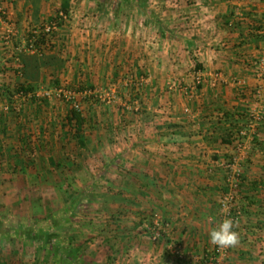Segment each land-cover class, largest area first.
Returning <instances> with one entry per match:
<instances>
[{
	"label": "crops",
	"instance_id": "0c3cea01",
	"mask_svg": "<svg viewBox=\"0 0 264 264\" xmlns=\"http://www.w3.org/2000/svg\"><path fill=\"white\" fill-rule=\"evenodd\" d=\"M64 11L52 45L27 68L38 76V94L51 95L12 118L5 135L12 130L38 147L29 159L19 157L22 142L10 153L25 165L13 177L19 198L26 188L30 198H44V188L50 198H98L107 245L126 264H213L222 248L208 232L226 218L220 201L230 190L231 137L260 115L237 154L242 183L228 218L239 242L224 264H264V96L255 94L264 0H0V69L14 71L19 55L32 58L19 54L29 31ZM9 76L7 85L15 81ZM198 76L202 84L193 89ZM67 89L85 119L79 132L58 94ZM155 214L169 225L157 239ZM40 228V239L55 236L44 250L67 241L71 255L60 259L79 253L74 226ZM16 229L0 228V237L13 236L12 247L32 240L30 227ZM6 251L0 264H10Z\"/></svg>",
	"mask_w": 264,
	"mask_h": 264
},
{
	"label": "rangeland",
	"instance_id": "374dc122",
	"mask_svg": "<svg viewBox=\"0 0 264 264\" xmlns=\"http://www.w3.org/2000/svg\"><path fill=\"white\" fill-rule=\"evenodd\" d=\"M8 77L10 76L0 74V87L4 83L7 84ZM13 83L15 82L10 84L12 85ZM44 92L39 95H44ZM49 97L44 98L49 99ZM13 100L14 103L11 106L8 103L6 104V101L0 96V108L7 111V113H10L7 108H13L10 114L12 118H14L15 114L18 115L19 105L24 99L16 96ZM21 107L26 108L24 103H22ZM20 146L21 141L13 134L12 130L8 132V136H3L0 132V228L18 231L19 228L16 229V227H30V234L32 233L33 237L30 242L23 244L25 247H12V243L15 244L16 242L15 238L13 239V236H11L12 240L9 241L6 231L3 233V236L0 237V249H5L7 250L6 252H9L10 264H126L128 257L125 258L121 254L122 252L120 253L118 250L112 252L109 249L108 239L112 240V238L110 237V230L102 227L104 226L103 221H105L104 210L94 203V200H99L98 198H79L77 201V198H56V196L55 198H50L47 197L50 191L47 192L46 188H44V198H30L28 194L31 193V188H26L24 192L22 191L24 195L19 198V188L14 187L13 177L20 176L23 172L20 166L25 167V165L19 162V164L16 163L10 153L15 149L18 152L21 149ZM23 149L22 145V151L20 150L22 154H19L21 159L25 157ZM76 211L77 214H75ZM47 225L67 228L74 226L80 231L81 235H73L74 237H81L79 242H75V245H80V251L77 255L75 253V257L70 259L69 262H63L60 259L61 255L64 257V254H67L68 257L71 255L68 252H72V246H69L67 241L61 244L58 243L59 248L56 245L57 249L53 247V252L47 248L43 249L41 240L44 242L45 237L38 239L34 233V228L46 227ZM11 226H15V228L13 229ZM149 229L152 230L151 227ZM16 248H19L17 256L14 253ZM54 254L58 255V257L54 256ZM1 256L2 254H0Z\"/></svg>",
	"mask_w": 264,
	"mask_h": 264
},
{
	"label": "trees",
	"instance_id": "16d2710c",
	"mask_svg": "<svg viewBox=\"0 0 264 264\" xmlns=\"http://www.w3.org/2000/svg\"><path fill=\"white\" fill-rule=\"evenodd\" d=\"M67 11H64L63 13L66 14ZM56 22L58 21V26L61 27L64 24V20H62L59 16V14L57 15V17L53 18L51 21L49 22ZM34 29H31L29 31V33L27 34V38H26V43H25V47H28L30 44V40L33 37H36V40L34 41V46L36 48V52L34 54L28 53L27 51H21L19 54H29V55H33L31 56L32 58H23V56L21 57L20 55L18 56V58L16 57V61L15 59H13V63H17L19 66L18 68H16L14 71L9 69V68H1L0 69V74L1 75H8L14 73L15 77L12 79H15V83L11 84H6L4 83L3 85H1L0 87V96H2V98L6 101V104L8 103V105H11L14 103L13 98H15L16 96L24 99L21 101L20 103V108H19V112L18 115L15 114L14 119L15 120H20L26 113L27 110L29 108H31V106L36 105L37 107H40L46 100V98H44L43 96H39L38 93L41 92V87L40 85H38L35 81H37L38 76H35V74H28L27 68H29L30 66L35 67L38 63V58L40 59L43 55L44 52L48 49V47H50L52 44L51 42L53 41V38L55 36V33L52 35H46L45 33L41 32L40 35L38 36H34L32 31ZM24 47V48H25ZM27 59H32L29 64L26 61ZM11 63V62H10ZM31 79L34 81H31ZM56 84L58 85V82H56ZM56 89H61L56 88ZM68 91H70L69 89H67ZM60 91V90H59ZM60 97L63 98V101H65V103L67 102V104H71L72 108L70 109L69 115L67 116V120L69 122V124H71L73 121H75V124L77 125V132L81 131L82 127L85 124V119L81 114V110L77 108V104H75L74 102V98H66L65 96H63L62 94L60 95ZM22 103H24V106L26 108L21 107ZM10 113H7V111L3 110L2 108H0V132L3 136L6 135L7 129H8V123L9 121L12 119V117L10 116L12 109L7 108ZM245 129V128H243ZM241 131V130H240ZM239 131V132H240ZM235 135H233L231 138V143H233V138ZM38 145H43V146H52V142H41V140H38ZM80 143L84 146V139H80L79 140ZM21 142L22 145L24 147V149L26 151H28V155H25V157L27 159H29L30 157L34 156L35 152L38 151V147L36 144L33 145L32 139L30 137H25L22 135L21 137ZM23 149V150H24ZM21 154V153H20ZM32 154V155H31ZM36 156V155H35ZM155 215H151V220L152 218H154ZM149 221H151L150 219H148ZM150 223V222H149ZM53 226V225H52ZM42 231L41 228L36 229V227L34 228V233L36 232V236L37 238H39V236L41 235L40 232ZM32 234V233H31ZM44 242H43V246L44 247H48V246H54V239L55 236L51 233L48 234H44ZM40 239V238H39ZM42 241V240H41ZM60 255V253H59Z\"/></svg>",
	"mask_w": 264,
	"mask_h": 264
},
{
	"label": "built area",
	"instance_id": "2783aa9c",
	"mask_svg": "<svg viewBox=\"0 0 264 264\" xmlns=\"http://www.w3.org/2000/svg\"><path fill=\"white\" fill-rule=\"evenodd\" d=\"M2 13V12H1ZM60 18L64 21L68 19L67 14L61 12L59 14ZM60 27L58 26V21L56 22H48L43 24L42 26L34 29L32 31L34 36H39L41 32L45 33L46 35H52L55 32L58 31ZM263 35H264V29H263ZM36 40V37H33L30 40V45L28 47L23 48V51H27L28 53L34 54L36 52V48L34 46V41ZM259 67L261 70L260 74V80H261V85L256 89L255 94L258 98L264 96V57L261 58L259 61ZM202 84V78L201 76H198L195 79V83L193 85V89H197L200 85ZM43 97H49L51 94L48 92H44ZM59 95H63L66 98L70 99L73 97L72 92L70 91H59ZM39 95V94H38ZM40 96V95H39ZM104 100V98H102ZM77 108L80 109V107L77 105ZM253 121V123H252ZM261 121V116L260 115H253L252 120L249 122V127L242 129L240 132L236 134L233 138V145H234V150L236 152V155L231 158L230 162L227 164V168L229 169V184H230V190L228 193H226L223 197V199L220 201V213L223 216L226 217H231L233 208L236 204V196H235V191H237L242 183V170L238 166V158L237 154L239 157V154L243 151L245 148V143L246 139L248 138L251 130L256 126V124ZM153 224L156 227L155 231V238H159L164 235L169 227L168 224L163 223L160 219V217L156 214L153 218ZM229 247L222 248L220 255L217 257L213 258V264H224L225 258L227 257V253L229 250Z\"/></svg>",
	"mask_w": 264,
	"mask_h": 264
},
{
	"label": "clouds",
	"instance_id": "9594fccd",
	"mask_svg": "<svg viewBox=\"0 0 264 264\" xmlns=\"http://www.w3.org/2000/svg\"><path fill=\"white\" fill-rule=\"evenodd\" d=\"M208 239L212 245L217 247L235 246L239 241L238 233L234 230L233 220L228 217L223 219L218 226L208 232Z\"/></svg>",
	"mask_w": 264,
	"mask_h": 264
}]
</instances>
